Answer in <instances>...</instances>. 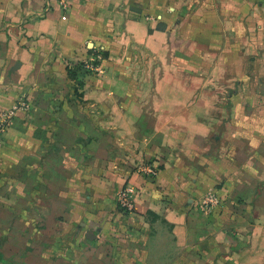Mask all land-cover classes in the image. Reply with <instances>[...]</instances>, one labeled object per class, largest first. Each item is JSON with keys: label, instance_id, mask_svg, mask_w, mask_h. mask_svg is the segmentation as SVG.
<instances>
[{"label": "crops", "instance_id": "1", "mask_svg": "<svg viewBox=\"0 0 264 264\" xmlns=\"http://www.w3.org/2000/svg\"><path fill=\"white\" fill-rule=\"evenodd\" d=\"M100 48L104 72L88 75L81 62ZM9 111L6 257L264 264V0H0ZM127 182L138 194L123 214Z\"/></svg>", "mask_w": 264, "mask_h": 264}, {"label": "built area", "instance_id": "2", "mask_svg": "<svg viewBox=\"0 0 264 264\" xmlns=\"http://www.w3.org/2000/svg\"><path fill=\"white\" fill-rule=\"evenodd\" d=\"M106 59V52L103 49H98L93 52L87 59L81 63L83 70L88 74L99 75L104 72L103 62ZM19 107L23 110H27L31 107L30 100H20ZM13 119V112H4L0 117V134L3 133L11 124ZM138 171L141 175L148 178H155L160 167L154 164L152 161H143L138 165ZM138 189L135 184L127 182L123 188L119 191L116 203L117 207L123 214L132 213L136 209V197ZM219 205V199L215 194L207 196L203 202V207L207 212L213 211V209Z\"/></svg>", "mask_w": 264, "mask_h": 264}, {"label": "rangeland", "instance_id": "3", "mask_svg": "<svg viewBox=\"0 0 264 264\" xmlns=\"http://www.w3.org/2000/svg\"><path fill=\"white\" fill-rule=\"evenodd\" d=\"M260 69H262V68H260ZM262 79L260 78V81H261ZM228 96V98H229V93L227 94ZM228 98L226 99V100H228ZM231 106H229V110H231V108H230ZM239 111H241V110H239ZM231 112V111H230ZM236 115V114H235ZM241 115H243V112L240 114V116ZM230 116H231V114H230ZM13 259V258H12ZM11 259V257H6L3 253H1L0 252V264H25V263H21V262H19V261H16V260H12Z\"/></svg>", "mask_w": 264, "mask_h": 264}, {"label": "trees", "instance_id": "4", "mask_svg": "<svg viewBox=\"0 0 264 264\" xmlns=\"http://www.w3.org/2000/svg\"><path fill=\"white\" fill-rule=\"evenodd\" d=\"M82 69H83V65H82V63H81V66H80Z\"/></svg>", "mask_w": 264, "mask_h": 264}]
</instances>
